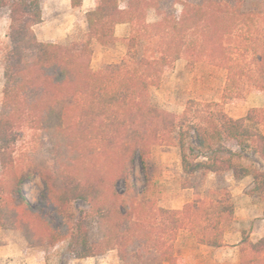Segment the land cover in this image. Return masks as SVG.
<instances>
[{
	"label": "trees",
	"instance_id": "16d2710c",
	"mask_svg": "<svg viewBox=\"0 0 264 264\" xmlns=\"http://www.w3.org/2000/svg\"><path fill=\"white\" fill-rule=\"evenodd\" d=\"M3 9L0 228L47 251L66 243L73 258L115 250L120 264H178L182 231L199 245H225L234 221L229 178L249 179L244 191L264 205V105L239 118L222 107L264 96V0H94L84 36L68 44L37 39L40 0H0ZM121 23L125 53L93 69V45L112 47ZM178 59L205 74L201 85L220 77L218 97L189 96L179 112L156 104L152 91ZM155 145L179 148V186L194 191L180 208L163 206L150 184ZM35 175L42 187L32 202L24 182ZM73 203L84 208L72 211ZM237 247L238 264H264V234L243 232Z\"/></svg>",
	"mask_w": 264,
	"mask_h": 264
},
{
	"label": "rangeland",
	"instance_id": "374dc122",
	"mask_svg": "<svg viewBox=\"0 0 264 264\" xmlns=\"http://www.w3.org/2000/svg\"><path fill=\"white\" fill-rule=\"evenodd\" d=\"M43 2L47 4V9L44 10V18L33 27L37 39L68 44L83 37L79 33V30L83 29L81 26L83 23L81 8L68 7L65 5V0H58L55 9L49 5L48 0H40L41 5ZM86 3H91V0H86ZM119 3L123 5L124 0H119ZM7 14L6 9L0 13V104L3 89L4 56L8 47L9 18ZM154 18L153 11H150L147 19L153 20ZM127 30L128 25L126 23L118 24L114 31L117 40L112 47L93 46L90 62L93 69L96 70L107 63L116 62L123 56L125 53L123 36ZM201 75L205 74L198 70H189L185 60L178 59L172 67L164 72L160 85L153 89L154 102L179 112L182 108L180 101H184L189 96L205 99L217 98L220 77H210L207 82L201 85ZM263 105L264 96L262 93H249L244 99L226 101L222 107L229 116L239 118L245 116L249 108L262 107ZM258 128L264 133L263 125H259ZM179 175V148L172 145L153 146L151 148L150 184L153 185V190L159 197L160 203L165 207L180 208L194 197L193 189L180 188ZM134 180L138 186L143 187L144 175L139 159L135 161ZM247 181V179L234 181L229 178L234 203V221L225 232V245L220 248L199 245L189 232L182 231L175 241V254L178 264H238L237 243L243 232L249 234L251 239H256L264 234V205L257 198L244 191ZM213 182L214 175L209 174L205 186L210 187ZM122 186L120 184L121 188ZM41 187V181L36 175L24 182V190L30 201L36 202ZM83 208L81 203H73L70 206L72 211ZM30 247L31 257L44 264H120L115 250H109L98 256L73 258L66 251V243L50 251H47L44 246Z\"/></svg>",
	"mask_w": 264,
	"mask_h": 264
},
{
	"label": "crops",
	"instance_id": "0c3cea01",
	"mask_svg": "<svg viewBox=\"0 0 264 264\" xmlns=\"http://www.w3.org/2000/svg\"><path fill=\"white\" fill-rule=\"evenodd\" d=\"M48 2L49 5L55 9L58 0H48ZM65 5L71 7L70 0H65ZM41 6H42L41 14L43 19L44 10L47 9V4L43 2ZM93 6H94V0H91V3L89 4L86 3V0H83L82 4L79 6V8H81L82 10L81 11L82 15ZM82 22L83 23L81 24V26H83L82 27L83 29L79 30V33H81L82 36H84L85 33L84 19ZM0 264H44V263L41 262L40 260L35 259L34 257H31V247L30 245L27 244L20 231L0 228Z\"/></svg>",
	"mask_w": 264,
	"mask_h": 264
}]
</instances>
